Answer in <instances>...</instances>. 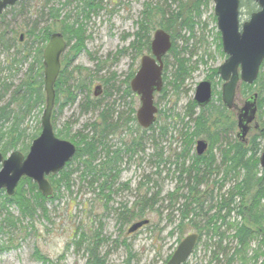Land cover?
Returning a JSON list of instances; mask_svg holds the SVG:
<instances>
[{"label":"trees","instance_id":"trees-1","mask_svg":"<svg viewBox=\"0 0 264 264\" xmlns=\"http://www.w3.org/2000/svg\"><path fill=\"white\" fill-rule=\"evenodd\" d=\"M48 1L50 0L41 1L38 18L32 21L31 27L24 29L23 40L20 41L21 36L16 37V31L9 30L6 23L4 24L5 29L0 32L2 48L7 52L5 65L0 68V152L4 157L15 149L25 154L31 144L30 142L40 133V126H37L34 132L28 133L27 126H24V120L35 108L41 110L45 104L43 57L41 56L44 45L53 31H59L63 34L68 45L67 50L61 55L60 64L62 67L54 85L56 105L62 111V108L67 105L78 103V97L84 93L86 96L82 97L78 105L84 113L100 109L97 116L98 121L89 122L86 125L92 133L82 135L79 131L75 135V140L74 136L69 137V132L63 131V129H54L53 119L55 117H51L56 136L63 139L70 138L76 148L75 154L58 174H50L47 177L50 185H52L50 198L43 196L30 178H22L10 196L1 191L3 199L0 202V212L5 213L0 219V234L5 231L7 233L12 231L17 225L22 224L23 219H27L31 224L39 209L42 215L46 216L48 209L44 204L51 198L59 197L57 192L60 190L61 184L70 188L72 172L80 173V180L82 179V182L87 184V188L91 192L97 194L98 199H101L108 211L115 212L116 221L120 225L125 226L129 221L146 219L147 211H153V206L157 203L150 197L145 198L146 194L139 199L136 198L131 207L126 203H121L115 209H111L108 204L113 201V194L117 190L122 191L129 188L128 183H124L119 188L112 190L115 181L122 172L120 164L123 161V153L134 155L142 143V136L138 137L133 134L139 125L132 127V129L129 125L131 123L135 125L137 122L135 117L136 106L131 103L132 99L127 100L131 96H135L129 85L135 69L128 73L124 81H121L125 86L124 88L115 85L113 82L109 85V89L103 91V95L108 97L119 92L118 98H114L106 106L101 105L100 98L91 99L88 82L92 77L89 73L84 74L82 72H86V69L72 66V62L77 54L85 48L86 34L83 30L82 20L78 19L79 14L83 15V19H87L91 12L95 13L96 10L101 9L102 0H66L61 8L49 7ZM71 1H75L77 6L80 5L78 14L73 19L70 18V14L63 15L61 18L60 12ZM164 1L166 6L149 0L143 3V10L136 22L137 29L132 34L133 40L129 48L136 54L138 53L139 56L145 53L150 54V40L154 31L161 28L170 34L172 45L168 50L169 52L162 58L164 84L161 91L155 93L166 97L169 88H172L173 91L180 89L184 85V80L191 74L189 60L184 58L183 52L186 51L191 38L195 36L196 32H199V28L204 31L203 27L206 25L204 21H201L202 11L203 8L210 5L212 0ZM14 5H20L18 14L22 13L20 10L23 6L22 2L17 1L9 6ZM256 7L258 6L253 0H240V9L246 8L247 13H251ZM44 9H46L47 18L51 24L59 26L57 22L60 23L59 29L54 30L49 24H42L41 15L44 13ZM4 10L0 13L1 21L5 20L6 17ZM212 16L215 22L216 16L214 14ZM176 38L184 41L182 52L177 49ZM214 38L215 42L217 41L216 48L224 56L218 31H216ZM123 50L126 52L127 48ZM169 54H173V61L175 62L171 73L167 70L168 61H166ZM199 60L202 61V58ZM22 65H25V68H21ZM263 67L264 61L261 63L259 74L252 84L240 82L238 87V93L244 95L245 98L252 93H257V122L259 123L257 128L253 127V133L248 140L243 141L237 138L235 112L224 106L221 101V91H216V85L221 81L215 68L209 75L213 92L210 102L205 107H199L192 99L184 113L185 119L188 117V121L184 123L186 130L180 134L184 145L177 154L175 163L178 162L180 168L179 179L181 180V175L185 174L187 182L183 183L182 181L180 190L183 192L179 194V197L176 196L178 189L176 192L169 193L170 202L166 207L168 210L166 221L175 223L169 231V236L177 235V240H179L186 228L193 227L194 232L198 233L197 244L203 234L209 236V239L212 236H218V243H220V239L226 234V231L233 232L229 233L231 241H235L232 253L224 261H220L217 254L212 257L218 264H233L236 256L242 264H247V262L264 264V174L261 165H259L261 142L264 138ZM19 73L21 74L20 80L16 85H13L11 80ZM216 76L217 80L214 81ZM103 83L106 86V82L103 81ZM156 103L154 101L155 105H157ZM196 108L198 109L196 110ZM162 113V110L158 108L154 123L148 128L143 127V132H152L156 125L155 122L160 119ZM182 120L184 121L183 118ZM65 129L67 130V127ZM234 131L236 135L228 139L227 136ZM122 132L131 133L130 142H125V139H122L123 150H120L121 148L111 150L108 137L122 134ZM154 132L148 136L149 142H153L152 145H154L155 138L165 135L166 128L161 126L160 132ZM200 137L207 141L208 148L203 154L196 155L195 144L198 139H201ZM191 151H193L191 162L186 167L185 160L188 159ZM153 156H159L158 162L162 161L158 152H154ZM74 162H77L76 165L71 167ZM211 176L215 177L212 184L218 185L219 194L213 198L206 211L203 210V203L206 201L205 195L208 193V189L203 191L200 188L208 183ZM227 182H230L229 187L222 191V187ZM141 185H143L142 181L139 182V186ZM11 206L17 208L18 217H15L10 211ZM233 214L235 217H239L240 221H233L232 223L229 218ZM201 220L204 223L200 225ZM223 226L224 231L222 230ZM102 227L100 222L98 227L93 228L94 230L88 228L85 231L77 228L74 231L73 239L67 244L78 251L82 250L83 264H106V255L101 253L100 248L108 242L116 244L117 239L112 240L109 236H103ZM159 230L158 228L157 231L159 232ZM252 242L256 243V247L251 248ZM10 246L11 244L8 245V243L0 241V252L8 250ZM36 248L34 246V256L38 260L44 264H57L55 260L40 254ZM249 248L252 254L246 257L247 253L245 254V252H248L247 249ZM126 250L129 255L125 263L128 264L131 247L127 246ZM62 257L59 256V258ZM182 264H186V262Z\"/></svg>","mask_w":264,"mask_h":264},{"label":"rangeland","instance_id":"rangeland-1","mask_svg":"<svg viewBox=\"0 0 264 264\" xmlns=\"http://www.w3.org/2000/svg\"><path fill=\"white\" fill-rule=\"evenodd\" d=\"M42 0H24L21 1L22 13L18 14L20 5L9 6L4 10L6 17L5 20L0 19V32L5 29V23L8 29L16 31L15 36L21 32H24L25 28L31 27V23L34 19L38 18L39 9H41ZM146 0H102L101 9L91 12L87 19H83L79 14L78 19L83 22V30L86 34L84 42L85 48L75 57L72 66H79L84 69V74L89 73L92 77L88 82L90 88L91 99H99L101 105L106 106L112 102L114 98H118V93L111 96H104L103 91L110 88V84L114 82L115 85L125 87L121 81H124L128 73L136 69L139 66L140 56L138 53L131 50L130 44L133 40L132 34L136 32V22L140 16V12L143 10V3ZM153 3H160L165 5L164 0H149ZM49 7L61 8L66 0H50L48 1ZM13 9H12V8ZM174 7V5H171ZM257 8V7H256ZM256 8H254L256 10ZM80 9V5L77 6L75 1H71L69 4L63 7L61 11V18L63 15L70 14L71 19L75 18ZM214 6L211 2L207 8H203L201 21L205 23L204 31L200 30L196 32L195 36L191 38L187 45V49L183 52L184 58L189 60V66L191 68V74L184 80V85L173 91L172 88L168 89L167 96L155 94L154 101L157 102V107L162 110V116L155 122V128L152 132H160V127L166 128L164 136L155 138L154 145L149 142L148 136L151 131L143 132V128L138 126L136 122L129 124L130 128H135L133 134L135 136H142V143L139 150L134 155L131 153H123L122 162L120 164V170L122 171L119 178L115 181L112 190L119 188L120 185L128 183L127 189L115 192L113 194V201L109 202L111 209H115L121 203H126L131 207L139 197L146 194L145 198H152L157 203L153 206V211H147L146 219L148 218V224L140 227L137 231L129 233L128 227L132 222L129 221L124 225H120L116 221L115 212L108 211L101 199H98L96 193L91 192L87 188V184L80 180L79 172H72L70 176V188H67L65 184H61L60 190L57 194L58 198H51L44 205L48 211L46 216H43L41 210L37 212L34 220L30 224L27 219L22 220V224L17 225L15 229L8 232L5 231L0 234V241L11 244L10 248L0 252V264H44L34 256V246H36L39 253L55 260L57 264H83L84 259L82 250H76L73 246L67 245L73 239L74 231L77 228L87 231L88 228L98 227L101 222V233L103 236H109L112 240H116L115 243H106L101 246V253L106 255V264H126L125 260L128 258L127 246L131 247L130 260L128 264H163L165 259L170 256V253L178 245L180 239L186 236L188 233L194 232V228H186L184 234L177 240V235H170L169 231L175 225V223H168L166 207L169 204V193L176 192L178 194L183 191L180 190L183 183L187 182L185 174L181 175V180L178 177L179 166L176 162L177 154L182 150L184 142H182L181 132L185 131L184 123L188 121V117L185 119V110L189 105V101L193 99L194 90L196 85L209 79L212 69H216L225 60V55L222 56L218 48H216L215 35L218 31L216 27V21L213 20ZM245 9H240V23L246 21L249 17V13ZM254 10V11H255ZM8 12V13H7ZM41 15L42 24H49L51 28L57 30L59 26H54L47 18L46 9ZM253 12V11H252ZM187 36V35H186ZM177 49L182 52V46L184 45L183 39L176 38ZM127 48L124 52L123 49ZM124 52V53H123ZM7 52L2 48V42L0 41V68L5 65ZM202 58V61L199 60ZM174 56L168 55L166 61H168V72L171 73L174 66ZM21 68H25L22 65ZM264 68V67H263ZM24 70L22 69V72ZM5 74V72H3ZM21 74L12 78L13 85L19 82ZM217 80L214 78V81ZM103 81L106 82L103 83ZM221 82L216 85V91H220ZM9 82V80H8ZM98 84L101 86V93L99 96H94L93 91ZM108 87V88H107ZM88 92V91H87ZM82 93L78 98V103L82 97L86 95ZM134 103L136 109L139 107V97L131 96L127 100H131ZM245 96L237 94L235 101L236 107L239 108L244 102ZM78 103L67 105L60 111L58 105L55 106L53 117L54 129H63V131L69 132V137L72 138L79 131L82 135L92 133L89 127L86 125L89 122L98 121L99 110H91L84 113L79 107ZM35 108L32 113L24 120V126H27V132L32 133L36 130L37 126H40V117L43 112ZM198 108H196L197 110ZM234 119H236V109ZM184 119V121L182 120ZM257 122V117H256ZM259 123V122H257ZM191 125V124H190ZM67 127V130L65 129ZM253 123L250 131H248V138L253 133ZM237 131V130H236ZM235 131L230 133L227 138L230 139L235 136ZM79 137V136H77ZM131 133L122 132V134L111 135L108 137L109 146L112 149L121 148L123 150L124 145L121 144V140L125 139V142H130ZM65 139L67 141H71ZM204 139L203 137H200ZM28 140V139H27ZM76 140V138H75ZM264 138L262 139V142ZM73 142V141H71ZM261 142V143H262ZM263 144V143H262ZM154 152H158L162 161L158 162L159 156H153ZM152 155V156H151ZM193 151L190 152L188 159L185 160V166L187 167L191 162V156ZM180 162V161H179ZM77 162H74L71 167H74ZM264 171V169H263ZM263 173V172H262ZM215 177L211 176L208 183L201 186V190L208 189V193L205 195L206 201L203 203V210L208 209L213 198L218 196V185H213ZM143 182V185L139 186V182ZM230 185L227 182L222 191H225ZM211 196V199H209ZM3 198L0 192V202ZM263 204V202H261ZM10 211L15 217L19 216L17 208L10 207ZM3 211L0 212V219L4 216ZM231 222L240 221L239 217H235L234 214L229 218ZM204 221H200L199 224H203ZM160 229L159 232L157 231ZM224 229V226L222 230ZM224 231V230H223ZM226 231V230H225ZM229 232L220 239L218 243V236H212L208 238L205 234L202 235L201 240L192 251V255L186 261V264H218L212 259L214 254H217V258L220 261H224L232 252V248L235 245V241H231L229 238ZM10 240V241H9ZM256 247V243H251V248ZM247 256L252 254L251 249H247ZM59 256H63L59 258ZM233 264H242V262L236 256ZM247 264H252L247 262Z\"/></svg>","mask_w":264,"mask_h":264},{"label":"water","instance_id":"water-1","mask_svg":"<svg viewBox=\"0 0 264 264\" xmlns=\"http://www.w3.org/2000/svg\"><path fill=\"white\" fill-rule=\"evenodd\" d=\"M19 0H0V13L9 5ZM258 9L249 14L246 21L240 23V0H212L216 27L220 33L221 48L225 60L216 70L223 83L221 85V101L227 109L236 107V94L239 82L252 84L264 61V0H253ZM20 41L23 39L20 35ZM150 54L140 57V65L130 80V89L139 96V107L135 117L140 127L148 128L156 119L157 106L154 104V93L163 87V56L169 52L172 40L170 34L163 29H156L150 40ZM42 52L43 89L45 104L40 117V133L30 142L25 154L19 150L9 152L5 157L0 152V191L12 195L21 178H30L38 187V191L50 198L52 185L48 181L50 174H58L75 154V145L57 137L53 130L51 117L55 105V81L60 72V55L66 48L63 35L53 32ZM212 83L209 79L199 82L194 90L193 101L199 107L207 106L212 98ZM101 86L93 92L98 96ZM257 93H252L237 109V138L243 141L256 119ZM258 126V123H255ZM264 143V142H263ZM207 143L198 139L196 153L202 154ZM259 165L264 169V144L259 158ZM148 219L137 220L128 228L134 232L146 225ZM198 233L191 232L178 242L171 257L164 264H182L192 255Z\"/></svg>","mask_w":264,"mask_h":264},{"label":"flooded vegetation","instance_id":"flooded-vegetation-1","mask_svg":"<svg viewBox=\"0 0 264 264\" xmlns=\"http://www.w3.org/2000/svg\"><path fill=\"white\" fill-rule=\"evenodd\" d=\"M19 1H24V0H19ZM19 1H18V2H19ZM7 7H8V6H7ZM3 10H4V9H3ZM53 32H58V33H60L59 31H53ZM53 32H52V33H53ZM22 33H23V32H21V34H22ZM52 33H51V34H52ZM21 34H19V35H21ZM60 34H61V33H60ZM62 35H63V34H62ZM22 36H23V34H22ZM23 38H24V36H23ZM63 38L65 39L64 36H63ZM22 40H23V39H22ZM47 41H48V40H47ZM65 42H66V40H65ZM45 44H46V43H45ZM44 47H45V46H44ZM67 47H68V45H67V43H66V48L64 49V52L67 50ZM43 49H44V48H43ZM64 52H62V54H63ZM62 54H61V55H62ZM61 55H60V56H61ZM41 57H43V56H41ZM74 60H75V59H74ZM139 61H140V60H139ZM60 62H61V57H60ZM73 62H74V61H73ZM73 62H72V63H73ZM139 65H140V63H139ZM60 66H61V64H60ZM61 67H62V66H61ZM138 67H139V66H138ZM138 67H137V68H138ZM137 68H136V69H137ZM60 69H61V68H60ZM136 69H135V71H136ZM134 73H135V72H134ZM133 76H134V75H133ZM133 76H132V77H133ZM130 80H131V79H130ZM129 83H130V81H129ZM211 83H212V81H211ZM163 84H164V83H163ZM239 84H240V82H239ZM239 84H238V87H239ZM98 85H99V84H98ZM99 86H100V85H99ZM238 87H237V90H236V91H237V94H238ZM101 91H102V89H101ZM93 92H94V91H93ZM100 93H101V92H100ZM100 93H99V94H100ZM133 93H134V92H133ZM55 94H56V93H55ZM237 94H236V96H237ZM134 95H135V96H138V95H136L135 93H134ZM98 96H99V95H98ZM212 96H213V95H212ZM96 97H97V96H96ZM138 97H139V96H138ZM154 97H155V95H154ZM211 99H212V98H211ZM55 106H56V100H55L54 108H55ZM138 106H139V105H138ZM156 106H157V105H156ZM236 106H237V105H236ZM137 109H138V108H137ZM137 109H136V110H137ZM231 109H232V110H233V109H234V110L236 109V112H237V109H238V108L235 107V108H231ZM53 110H54V109H53ZM53 112H54V111H53ZM135 113H136V112H135ZM237 113H238V112H237ZM52 116H53V114H52ZM236 116H237V115H236ZM256 117H257V116H256ZM136 121H137V120H136ZM252 123H253V127H256V128L258 127V126H255V123H256V122L253 121ZM252 123L250 124V129H251ZM249 131H250V130H249ZM236 132H237V131H236ZM57 137H59V136H57ZM60 138H61V137H60ZM62 139H63V138H62ZM203 140H204V139H203ZM205 142L207 143L206 140H205ZM207 145H208V144H207ZM207 145H206V146H207ZM207 148H208V146H207ZM262 148H263V147H262ZM262 148H261L260 153H259L260 155H261V152H262ZM205 151H206V150H205ZM205 151H204V152H205ZM204 152H203V153H204ZM195 153H196V147H195ZM203 153H202V154H203ZM196 155H197V153H196ZM260 155H259V157H260ZM262 172H263V174H264V171H262ZM170 254H171V253H170ZM166 260H167V259H166ZM166 260H165V261H166ZM165 261H164V262H165ZM164 262H163V263H164Z\"/></svg>","mask_w":264,"mask_h":264}]
</instances>
